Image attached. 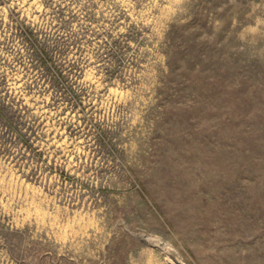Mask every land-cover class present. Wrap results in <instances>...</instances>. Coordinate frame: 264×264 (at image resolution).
I'll return each mask as SVG.
<instances>
[{"label": "rangeland", "instance_id": "374dc122", "mask_svg": "<svg viewBox=\"0 0 264 264\" xmlns=\"http://www.w3.org/2000/svg\"><path fill=\"white\" fill-rule=\"evenodd\" d=\"M0 264H264V0H0Z\"/></svg>", "mask_w": 264, "mask_h": 264}]
</instances>
